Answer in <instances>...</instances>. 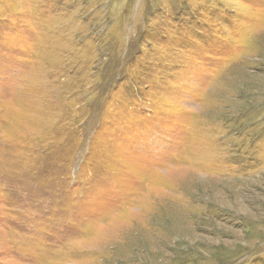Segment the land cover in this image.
Here are the masks:
<instances>
[{"label":"rangeland","instance_id":"rangeland-1","mask_svg":"<svg viewBox=\"0 0 264 264\" xmlns=\"http://www.w3.org/2000/svg\"><path fill=\"white\" fill-rule=\"evenodd\" d=\"M0 264H264V0H0Z\"/></svg>","mask_w":264,"mask_h":264}]
</instances>
